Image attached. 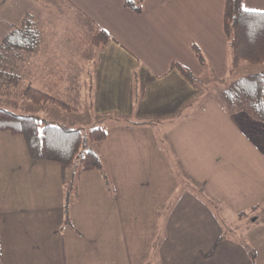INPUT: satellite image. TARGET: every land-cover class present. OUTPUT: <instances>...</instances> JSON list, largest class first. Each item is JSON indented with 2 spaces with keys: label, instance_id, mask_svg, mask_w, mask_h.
Masks as SVG:
<instances>
[{
  "label": "crops",
  "instance_id": "0c3cea01",
  "mask_svg": "<svg viewBox=\"0 0 264 264\" xmlns=\"http://www.w3.org/2000/svg\"><path fill=\"white\" fill-rule=\"evenodd\" d=\"M55 1L113 37L97 49L98 60L91 69V105L98 114L113 112L135 126L179 117L173 124L177 127L188 120V110H202L211 99L219 108L213 118L220 125L217 130L226 138L214 141L205 155L197 146H171L184 172L195 161L203 167L206 163L205 174L186 172L179 179L182 193L169 209H159L155 199L145 210L126 208L120 179L110 175L106 183L98 170L79 174L76 195L66 207L60 167L32 160L25 142V148L16 149L14 143L21 142L18 134L0 131V264H264V239L258 235L264 231V123L244 111L228 112L211 96L205 98L204 86L198 99V88L170 67L171 61H177L203 81L208 72L192 52L194 41L212 76L226 74L224 0H143L139 14L125 7L123 0ZM243 7L264 11V0H243ZM5 22L9 28L14 24ZM135 76L145 85L137 105ZM153 142V151L164 160L161 166L169 168L172 176L156 133ZM94 150L103 155L99 148ZM94 171L99 175H89ZM169 179L159 189L158 181L149 179L156 197L166 190ZM177 189L171 184L161 199L166 203L169 192ZM201 194L213 200L214 215L220 216L216 217L219 234L209 252L202 249L213 238L201 234L205 210L209 211ZM189 227L197 228L193 233L199 244L197 249L181 250L184 243L171 241L172 233Z\"/></svg>",
  "mask_w": 264,
  "mask_h": 264
},
{
  "label": "rangeland",
  "instance_id": "374dc122",
  "mask_svg": "<svg viewBox=\"0 0 264 264\" xmlns=\"http://www.w3.org/2000/svg\"><path fill=\"white\" fill-rule=\"evenodd\" d=\"M24 11L31 14L39 28L41 44L36 53L28 55L25 59L10 56L5 60L3 65L5 69L20 76V80L18 83L9 86L7 93L0 94V108L19 114H34L53 123L81 128L85 132L93 127L103 126L106 131L105 139L101 143L90 142L89 146L101 150L103 154L101 158L108 177L113 175L116 179H120L126 196V208L137 207L147 210L152 208L155 199L157 203L159 202V209L171 207L182 193L183 184L179 179L185 177L184 174L190 173L191 175L194 170H198L199 176H202L205 174L203 168L206 167V163L203 167L201 165L203 163L194 161L190 163V166L187 165L189 171H186L187 174L179 162L180 156H177L176 151H172L171 146L174 148L175 144L183 149L184 145L197 146L201 155H205V151L212 148L214 141V143H218L222 138H226L225 133L217 130L220 125L213 119L219 109L218 106L216 107L217 104L214 100L208 99L205 101L206 106L202 110L199 108L195 113L188 110L190 112L188 120L177 127H174L173 124L177 122L179 117L168 121H154L151 126H135L136 124L127 122L125 117L113 112L105 115L98 114L91 105L93 100L92 91H90L92 87L91 69L98 60V50L87 44L93 33L94 24L68 5H62L55 0H8L7 2L0 0V38L9 28V24L5 20L17 24L24 15ZM262 68L264 65L244 64L237 71V74L253 72ZM225 77L224 75L221 78H214L211 73L203 76L202 80L205 85L202 83L196 86L198 99L204 93V91H199L203 86L210 88H208L209 94L207 95L217 99L216 87L222 83V78ZM28 82L50 94L61 96L76 110L66 111L55 104L44 106L31 102L19 94L22 86ZM130 119L134 118L130 117ZM170 129L171 131L168 132ZM177 131H180L178 135ZM172 132H174L173 135H171ZM154 133H156L158 143L165 150L163 153L167 156V165H172V176L168 172L169 168L161 166L164 160L160 153L153 151V148L156 147L155 142H153ZM17 137L21 142L14 143L16 149L20 145L25 148L22 135ZM192 149L196 150L197 148ZM182 151L178 149L181 155ZM99 173L94 171L89 175H99ZM72 175L77 174L73 173ZM150 178L151 182L158 181V189L161 186L164 188V180L170 178L166 184V190L161 195H165L170 190L171 184L173 186L178 185V189L169 192L170 195H167L169 198L167 197L165 203L164 199H161V195H157V197L154 195L153 183L151 185L149 183ZM170 180L171 182H169ZM201 196L204 199L205 207L209 210H205L207 214L204 217L206 225L201 227V234L204 233L206 238H213V240L205 242L206 247L202 249L204 252H209L219 234L216 228V217L220 218V216L214 215L213 200L208 198L206 194H201ZM196 229V227L180 228V233H172L171 241L182 242V245L184 243L181 250L197 249L195 246L199 244V239L193 233ZM225 233L226 235L229 234L228 231ZM220 234L223 235V232ZM241 235L244 240L248 238L245 233ZM258 235L264 239V231L258 232Z\"/></svg>",
  "mask_w": 264,
  "mask_h": 264
},
{
  "label": "trees",
  "instance_id": "16d2710c",
  "mask_svg": "<svg viewBox=\"0 0 264 264\" xmlns=\"http://www.w3.org/2000/svg\"><path fill=\"white\" fill-rule=\"evenodd\" d=\"M142 3L143 0H123L124 6L137 14L142 12ZM222 29L227 39L228 66L226 77L216 87L217 99L228 112L244 111L264 123V68L237 74L244 64L264 65V11H245L243 0H224ZM111 41L113 37L105 29L96 26L87 44L102 49ZM40 44V30L31 14L25 12L20 22L11 25L0 39V94L7 93L9 86L20 80V76L5 69V60L10 56L25 59L36 53ZM191 49L204 71L211 73L200 46L192 41ZM170 67L177 68L195 86L203 83L189 68L177 61H171ZM208 88L204 86L205 98L211 96L207 95ZM144 89V82L135 76L134 105L143 97ZM19 94L36 104H55L66 111L76 110L61 96L41 90L30 82L22 86ZM0 131L22 135L32 160L59 165L61 181L65 186L66 207L76 195V178L81 172L98 170L106 183L109 182L101 156L89 146L90 142H100L105 138L103 126L85 132L81 128L53 123L34 114H19L0 108Z\"/></svg>",
  "mask_w": 264,
  "mask_h": 264
},
{
  "label": "snow or ice",
  "instance_id": "6c2138e0",
  "mask_svg": "<svg viewBox=\"0 0 264 264\" xmlns=\"http://www.w3.org/2000/svg\"><path fill=\"white\" fill-rule=\"evenodd\" d=\"M245 11H251V10H249V9L245 8Z\"/></svg>",
  "mask_w": 264,
  "mask_h": 264
}]
</instances>
